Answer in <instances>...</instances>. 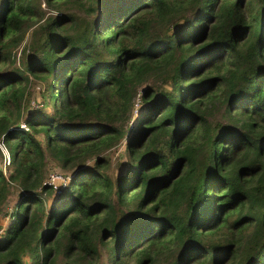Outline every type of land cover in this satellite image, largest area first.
I'll list each match as a JSON object with an SVG mask.
<instances>
[{
	"label": "trees",
	"instance_id": "obj_1",
	"mask_svg": "<svg viewBox=\"0 0 264 264\" xmlns=\"http://www.w3.org/2000/svg\"><path fill=\"white\" fill-rule=\"evenodd\" d=\"M0 145V264H264V0H0Z\"/></svg>",
	"mask_w": 264,
	"mask_h": 264
},
{
	"label": "rangeland",
	"instance_id": "obj_2",
	"mask_svg": "<svg viewBox=\"0 0 264 264\" xmlns=\"http://www.w3.org/2000/svg\"><path fill=\"white\" fill-rule=\"evenodd\" d=\"M42 7L46 8L44 6V4H42ZM54 12H50V14L53 15ZM41 89L42 90V86L41 84H36L35 85V89L32 93V96H31V101H36L37 103V96L38 95V90ZM30 101V103H31ZM32 105V103H31ZM35 105V103H34ZM116 154V153H115ZM114 157H116V155H114ZM47 169H48V172H47V181L48 183H52L51 185L53 186V183H54V186H56V188L54 187H51L49 186L51 189H49V191L46 193V194H43V198H44V201L46 202L47 206H51L58 198L59 194H60V191L59 189L62 187V186H65L69 183L70 181V173L60 169L58 167V165L51 161V160H48V164H47ZM114 171V169L112 170ZM55 175V178L54 180L51 178V175ZM17 200V195H14L11 200H10V203L6 204L5 206V217L3 219L0 220V240L2 239L3 237V234H4V231L6 229V227L11 223L12 220H10L11 218V213H13V205L14 203L16 202ZM101 251V259H102V264H107V258H106V251L103 250V249H100Z\"/></svg>",
	"mask_w": 264,
	"mask_h": 264
},
{
	"label": "built area",
	"instance_id": "obj_3",
	"mask_svg": "<svg viewBox=\"0 0 264 264\" xmlns=\"http://www.w3.org/2000/svg\"><path fill=\"white\" fill-rule=\"evenodd\" d=\"M0 149L3 152V157L0 158V169L3 171V173L5 175H7L8 166H9V162H10L9 154H8L6 148H4L2 145H0ZM51 178L54 180L57 177H55V175L52 174L51 175ZM46 184L49 185V186H51V187L56 188V186H54V183H53V186L51 185L52 183L50 184V183H48V181L46 182Z\"/></svg>",
	"mask_w": 264,
	"mask_h": 264
}]
</instances>
